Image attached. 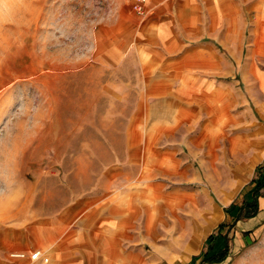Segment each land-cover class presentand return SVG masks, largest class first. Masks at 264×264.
<instances>
[{"label":"crops","instance_id":"crops-1","mask_svg":"<svg viewBox=\"0 0 264 264\" xmlns=\"http://www.w3.org/2000/svg\"><path fill=\"white\" fill-rule=\"evenodd\" d=\"M143 7L111 35L108 54L136 64L125 161L108 162L74 198L1 196L0 264H148L146 243L168 235L205 239L186 264H230L264 225L263 188L258 214L237 222L236 235L222 231L209 256L231 234L236 250L230 245L223 262L201 263L226 213L234 218L222 207L242 193L251 201L264 165V0H146ZM32 202L38 208L23 207Z\"/></svg>","mask_w":264,"mask_h":264},{"label":"rangeland","instance_id":"rangeland-1","mask_svg":"<svg viewBox=\"0 0 264 264\" xmlns=\"http://www.w3.org/2000/svg\"><path fill=\"white\" fill-rule=\"evenodd\" d=\"M140 4L0 0V197L74 198L95 185L108 162L125 161L136 64L113 62L108 54L110 37L125 29V19L144 15ZM179 144L190 157L189 143ZM242 196L222 207L224 214L238 206L235 218L248 201ZM32 203L23 207L38 208ZM225 216L224 231L236 235L237 228L229 229L234 218ZM232 234L229 246L236 250ZM204 240L154 239L146 243V262L186 264ZM246 246L230 264H264V225Z\"/></svg>","mask_w":264,"mask_h":264},{"label":"trees","instance_id":"trees-1","mask_svg":"<svg viewBox=\"0 0 264 264\" xmlns=\"http://www.w3.org/2000/svg\"><path fill=\"white\" fill-rule=\"evenodd\" d=\"M256 174L258 175V179L254 180V183H256V187L254 188L252 192V200L246 201L244 204L239 208L238 214H236L235 218L233 219L232 225L229 227V229H233L237 222L241 221L242 219H251L255 217L259 212V204L258 199L261 196V190L264 188V165H261L257 168ZM238 207H232L231 210H228V212L236 210ZM227 225L222 224L218 227L217 233L212 234L208 240V251L202 255L201 263H220L226 260V258L229 255V243H228V237H225V247L224 249L213 255L209 256L212 250L215 248L216 241L221 236L222 231L226 228Z\"/></svg>","mask_w":264,"mask_h":264},{"label":"built area","instance_id":"built-area-1","mask_svg":"<svg viewBox=\"0 0 264 264\" xmlns=\"http://www.w3.org/2000/svg\"><path fill=\"white\" fill-rule=\"evenodd\" d=\"M146 2V0H142V4H144ZM139 13L140 14H144L145 13V9L143 7V5H139ZM26 255L25 254H17L16 257H20V258H24ZM40 256V253L36 252L34 254L31 255V260H37L38 257Z\"/></svg>","mask_w":264,"mask_h":264}]
</instances>
